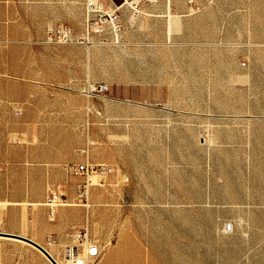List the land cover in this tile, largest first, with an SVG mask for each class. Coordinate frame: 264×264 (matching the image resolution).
Returning <instances> with one entry per match:
<instances>
[{"label":"rangeland","instance_id":"rangeland-1","mask_svg":"<svg viewBox=\"0 0 264 264\" xmlns=\"http://www.w3.org/2000/svg\"><path fill=\"white\" fill-rule=\"evenodd\" d=\"M83 1L47 0L53 23L82 27ZM54 46L21 58L44 90L0 105V263L52 264L28 240H58L39 237L46 198L19 200L40 193L21 161L45 128L54 150L96 147L63 171L115 169L94 205L65 187L100 212L94 264H264V0H159L118 44Z\"/></svg>","mask_w":264,"mask_h":264},{"label":"crops","instance_id":"crops-1","mask_svg":"<svg viewBox=\"0 0 264 264\" xmlns=\"http://www.w3.org/2000/svg\"><path fill=\"white\" fill-rule=\"evenodd\" d=\"M52 9V4H49L47 0H0V105L19 104L21 102L22 85L27 88H33L36 96L37 89L44 90L46 82L40 81L38 85L35 83H23V76H26L27 73L37 75V69L35 66L22 67L21 58L31 57L33 54H42L44 50L55 47L54 44L47 41V30L58 24H68L59 22L54 24ZM79 29L75 28V30ZM30 133H32L31 136L33 137H39L40 141L34 148L32 147L33 142H30L31 147L28 151V157L23 158L21 163L24 164L27 160L33 163L32 169L40 170L39 176L36 177V184L40 186V193L28 194L19 200H44L48 194L46 187L51 180L50 174L52 175V170L57 171L58 179L64 182L68 195L73 196L76 192L77 183L82 180L80 177L71 175L68 170L67 172L64 170L65 173L63 164H76L85 159L96 161V147L88 145L85 139L81 147L86 149L84 153L80 152V148L70 151L68 147H60L54 150L51 147L52 141L48 139L50 137L49 130L43 128ZM6 160L4 159V162ZM99 183L102 185L98 184L89 189L92 205L96 204L100 197L99 194L102 192L100 187L105 186L102 181ZM47 210H44L42 216H40L43 230L39 237L43 240L51 235L58 238L59 244L57 245H42L46 249L49 247L52 254L53 252L60 254L59 250L70 242L69 234L74 228H87L90 232V229L98 230L103 226L98 217L100 212L96 210H86L87 212H85L82 208L62 206L56 213L54 222H51L49 211ZM99 258L100 255L95 262ZM104 264H110L109 259H105Z\"/></svg>","mask_w":264,"mask_h":264},{"label":"built area","instance_id":"built-area-1","mask_svg":"<svg viewBox=\"0 0 264 264\" xmlns=\"http://www.w3.org/2000/svg\"><path fill=\"white\" fill-rule=\"evenodd\" d=\"M159 0H84L83 23L80 31L66 24H58L47 30V41L55 45L110 46L118 44L126 30V24H135L137 19ZM94 90L105 91L99 85ZM68 172L83 179L76 185L77 201L88 200L90 183L94 177L101 180L115 172L105 164L85 162L69 166ZM70 204L65 186L56 184L48 189L45 205L51 221L55 220L59 207ZM70 242L64 247L63 264H94L101 254L98 241L87 228H74L69 234ZM49 245H57L56 238H50ZM6 264V263H0ZM21 264V263H14Z\"/></svg>","mask_w":264,"mask_h":264},{"label":"water","instance_id":"water-1","mask_svg":"<svg viewBox=\"0 0 264 264\" xmlns=\"http://www.w3.org/2000/svg\"><path fill=\"white\" fill-rule=\"evenodd\" d=\"M28 240L33 246H35L36 248L41 250L50 259V261H52L53 264H58L56 262V260L50 255V253L41 244H39L33 240H30V239H28Z\"/></svg>","mask_w":264,"mask_h":264},{"label":"bare ground","instance_id":"bare-ground-1","mask_svg":"<svg viewBox=\"0 0 264 264\" xmlns=\"http://www.w3.org/2000/svg\"><path fill=\"white\" fill-rule=\"evenodd\" d=\"M91 184H93V181L90 183V185ZM87 207L89 206V204L87 203V204H85ZM35 247V246H34ZM36 248V247H35ZM38 249V248H37ZM46 249V248H45ZM39 250V249H38ZM47 250V249H46ZM39 251H41V250H39ZM49 253H50V255L56 260V262L58 263V264H63V260L62 261H60L56 256H54L53 254H52V252L48 249L47 250ZM42 252V251H41ZM43 253V252H42ZM44 254V253H43ZM45 255V254H44ZM46 256V255H45ZM47 257V256H46ZM48 258V257H47ZM49 259V258H48ZM50 260V259H49ZM52 262V261H51ZM53 264V263H52Z\"/></svg>","mask_w":264,"mask_h":264}]
</instances>
